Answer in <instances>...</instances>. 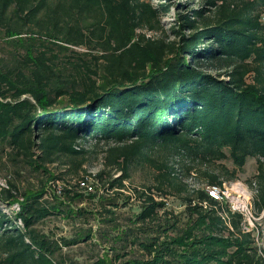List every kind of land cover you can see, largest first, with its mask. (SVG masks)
Instances as JSON below:
<instances>
[{
    "label": "trees",
    "instance_id": "16d2710c",
    "mask_svg": "<svg viewBox=\"0 0 264 264\" xmlns=\"http://www.w3.org/2000/svg\"><path fill=\"white\" fill-rule=\"evenodd\" d=\"M201 4L179 13L166 37L142 32L161 30L169 10L148 0H0V150L51 177L47 164L77 173L90 152L84 144L103 143V168L53 197H97L110 215L106 206L117 203L95 184L122 189L135 166L152 168V183L132 190L137 227L116 242H138L134 230L165 213L166 197L181 201L182 227L169 234L175 222H158L138 242L144 257L121 264H264L244 216L206 191L237 180L252 158L255 173L245 183L253 217L264 210V0ZM106 169L119 175L105 182ZM191 176L201 185L189 188ZM83 180L94 192L79 186ZM43 192L19 194L10 181L0 187V202L19 199L12 217L0 209V264H63L54 260L57 243L37 229L63 202L41 206ZM100 213L98 222L113 220ZM90 264L115 263L103 254Z\"/></svg>",
    "mask_w": 264,
    "mask_h": 264
},
{
    "label": "rangeland",
    "instance_id": "374dc122",
    "mask_svg": "<svg viewBox=\"0 0 264 264\" xmlns=\"http://www.w3.org/2000/svg\"><path fill=\"white\" fill-rule=\"evenodd\" d=\"M152 5L165 4L169 6L168 12L161 14L160 16V28L157 32H148L142 30L150 36L172 37L171 29L178 28V14L185 13L189 8H196L201 6L204 0H148ZM185 4L184 6H179ZM206 6V5H205ZM264 15V9L262 10ZM215 73L214 71H211ZM250 81V77L247 78ZM84 147L90 151L85 156V161L81 170L77 173L67 172V166L56 162L53 164H47L45 168L51 173V177H47L42 169H35L21 158H17L16 161H12L13 153L9 152V149L5 147L0 150V187H7V182H12L16 185L18 193L28 191H44L42 197L39 199L41 206L50 207L52 204H59V210L57 213H52L42 218L38 224L37 229L53 239L59 246L54 255V260L63 264H90L98 257L106 254L108 257H112L115 264H121L126 259H141L144 257L139 241H143L145 236L150 232L153 234L156 231V225L158 222L168 219L171 223L175 222V226L167 233L174 234L182 227V206L181 201L174 197L165 198V213L157 216L153 225L148 228L145 226L142 229L134 230L133 236L138 239V242H131L128 240H116L113 238L118 233H123L128 227L137 226L132 224V219L135 217V213L138 212L139 201L132 195V190L142 189L146 185L152 183V168L145 164H139L135 166L131 172L130 177L124 181V187L122 189H112L109 192L104 190L103 184L99 182L96 189L98 194H109V198H114L116 208L114 210L111 206H106V210L113 211V215L105 213L103 208L98 202V198L89 199L86 195L82 198L65 202L64 198L59 197L58 189L65 187V185H72L80 176H91L103 168V151L106 145L99 143L93 147L92 142L84 144ZM228 165V163H227ZM256 163L255 160L250 158L247 160L242 172L238 174V179L232 182L223 183L222 191L224 192V200L228 205H236L241 209L243 205H249L251 202V190L246 185L245 181L249 179L255 173ZM105 182L119 175L111 169H106ZM52 176H55L53 179ZM108 178V180H107ZM186 180L189 188L198 187L201 185V180L191 176ZM95 181V179H94ZM89 184L90 182L87 181ZM92 182V181H91ZM105 184V183H104ZM91 185V184H90ZM93 187V186H92ZM107 187L105 186V189ZM93 190L90 192H94ZM85 191V190H84ZM83 192V190H82ZM128 197V198H127ZM19 201V199H18ZM15 201L12 204H5L0 202V209L5 211L9 216H13L19 210V202ZM80 211L72 215H67V210ZM98 212H101L99 217L104 219H113L106 223L98 222ZM97 214V215H96ZM180 221H178V220ZM160 220V221H159ZM17 225H20V221H17ZM245 228H253L256 237V245L264 251V210L259 217L251 219V223L245 221ZM91 229L92 237L89 239L82 238L75 244L65 245L63 240L76 238L78 234L84 235L85 232ZM124 238V235H123ZM118 254V258H116ZM4 255L0 251V259H3Z\"/></svg>",
    "mask_w": 264,
    "mask_h": 264
},
{
    "label": "built area",
    "instance_id": "2783aa9c",
    "mask_svg": "<svg viewBox=\"0 0 264 264\" xmlns=\"http://www.w3.org/2000/svg\"><path fill=\"white\" fill-rule=\"evenodd\" d=\"M262 23H264V16L261 17ZM79 186L82 187L85 191H92L93 187L87 182V180L79 181ZM60 190L58 189V192ZM207 193L209 196H211L213 199L217 201H222L224 199V192L221 188L217 186H210L206 188ZM230 206V205H229ZM231 210L241 213L244 216L245 221L248 223H251V219L254 218L251 210V206L249 205H243L241 209H239L236 205L230 206ZM246 226H244L245 228ZM251 229V228H250ZM248 228H245V230H250Z\"/></svg>",
    "mask_w": 264,
    "mask_h": 264
}]
</instances>
